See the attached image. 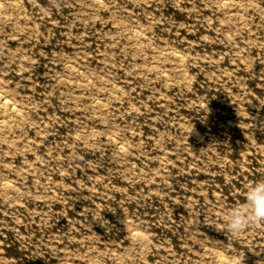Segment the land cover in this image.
I'll use <instances>...</instances> for the list:
<instances>
[{
  "label": "rangeland",
  "instance_id": "374dc122",
  "mask_svg": "<svg viewBox=\"0 0 264 264\" xmlns=\"http://www.w3.org/2000/svg\"><path fill=\"white\" fill-rule=\"evenodd\" d=\"M1 93L0 264H264V0H0Z\"/></svg>",
  "mask_w": 264,
  "mask_h": 264
},
{
  "label": "clouds",
  "instance_id": "9594fccd",
  "mask_svg": "<svg viewBox=\"0 0 264 264\" xmlns=\"http://www.w3.org/2000/svg\"><path fill=\"white\" fill-rule=\"evenodd\" d=\"M244 204L233 207L223 216V224H216L233 238H238L250 223H264V178L253 181L244 190ZM137 241V238H133ZM137 242H146L143 239ZM3 264H8L7 260Z\"/></svg>",
  "mask_w": 264,
  "mask_h": 264
},
{
  "label": "bare ground",
  "instance_id": "6f19581e",
  "mask_svg": "<svg viewBox=\"0 0 264 264\" xmlns=\"http://www.w3.org/2000/svg\"><path fill=\"white\" fill-rule=\"evenodd\" d=\"M4 94L3 93H1L0 94V105L3 107V108H5V109H7V110H10V111H14L15 110V108L16 107H13L14 106V103H13V105L11 104V101H9V99H7L5 96H3ZM18 110V109H17ZM19 113V112H18ZM8 120V119H7ZM4 121H6V119H4ZM1 123V122H0Z\"/></svg>",
  "mask_w": 264,
  "mask_h": 264
}]
</instances>
